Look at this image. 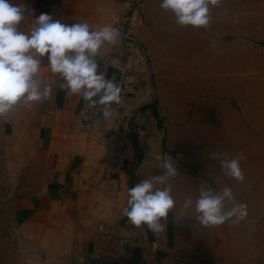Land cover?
<instances>
[{
	"label": "crops",
	"instance_id": "0c3cea01",
	"mask_svg": "<svg viewBox=\"0 0 264 264\" xmlns=\"http://www.w3.org/2000/svg\"><path fill=\"white\" fill-rule=\"evenodd\" d=\"M134 1L23 0L33 17L47 13L69 25L79 21L90 28L109 24L118 28V44H105L100 50L99 71L110 78L129 66L131 78L140 86L134 95L112 105L110 120L100 113L84 130L76 114L81 98L61 89L62 80L51 72L46 59L42 61L41 76L52 85L51 95L17 107L6 133L9 154L17 164L16 228L34 250L23 264H203L176 244V205L161 221L164 230L157 233L134 226L124 215L128 189L162 173L160 162L144 153L139 152L133 165L140 138L129 125L131 115L139 110L151 114L153 107L167 132L189 122L190 103L172 86L166 90L156 86L152 100L150 72L131 36ZM30 24L26 17L21 30H28ZM151 69L160 72L154 62ZM191 182L189 176L169 181L174 200L179 187L182 195L192 193Z\"/></svg>",
	"mask_w": 264,
	"mask_h": 264
},
{
	"label": "rangeland",
	"instance_id": "374dc122",
	"mask_svg": "<svg viewBox=\"0 0 264 264\" xmlns=\"http://www.w3.org/2000/svg\"><path fill=\"white\" fill-rule=\"evenodd\" d=\"M160 3L134 1L131 36L150 72L152 100L156 86L179 89L190 101L189 122L166 132L161 115L158 123L147 111L134 112L129 125L140 138L135 151L152 158L167 154L180 170L176 180L193 179L192 193L182 195L178 188L173 217L176 244L185 254L203 264H264V0H221L211 7L206 30L177 25ZM153 62L160 72H151ZM15 110L0 118V264H23L34 251L16 228L17 164L6 136ZM213 152L242 155L244 181L225 176L219 162L208 158ZM202 185L231 187L236 202L247 205V217L195 228L191 216L197 213L182 204L184 197L195 200Z\"/></svg>",
	"mask_w": 264,
	"mask_h": 264
},
{
	"label": "clouds",
	"instance_id": "9594fccd",
	"mask_svg": "<svg viewBox=\"0 0 264 264\" xmlns=\"http://www.w3.org/2000/svg\"><path fill=\"white\" fill-rule=\"evenodd\" d=\"M221 0H161L160 8L169 11L179 26L207 29L211 22L210 9ZM32 9L23 3L0 0V118L8 117L21 105L49 99L52 85L41 76L43 60L61 80L60 88L78 95L88 109L97 106L105 121L113 116L112 105L121 100L122 87L115 78L99 71L98 56L107 44L116 46L119 29L113 25L90 28L86 22L62 23L50 14L32 16ZM31 18L28 30L21 22ZM209 159L219 162L224 175L243 182L244 172L237 155L227 158L223 152L210 153ZM161 174L142 179L128 189L124 215L136 227L146 226L153 233L164 230L161 222L175 206L169 181L180 174L176 161L167 154H158ZM194 208L197 229L215 228L231 221L239 223L247 217V205L236 202L231 187L214 190L201 186L193 200L185 198L182 209Z\"/></svg>",
	"mask_w": 264,
	"mask_h": 264
},
{
	"label": "built area",
	"instance_id": "2783aa9c",
	"mask_svg": "<svg viewBox=\"0 0 264 264\" xmlns=\"http://www.w3.org/2000/svg\"><path fill=\"white\" fill-rule=\"evenodd\" d=\"M132 69L129 66H126L123 69H118V75L113 76L110 78H115L116 82H118L122 87V93H121V101L124 99L132 96L135 94V92L139 89V81L135 78H131L130 73ZM114 105V104H113ZM100 108L97 106L95 109H88L86 102L80 100L77 108V116L79 118V121L81 123V126L84 130H88L93 120L100 114Z\"/></svg>",
	"mask_w": 264,
	"mask_h": 264
},
{
	"label": "trees",
	"instance_id": "16d2710c",
	"mask_svg": "<svg viewBox=\"0 0 264 264\" xmlns=\"http://www.w3.org/2000/svg\"><path fill=\"white\" fill-rule=\"evenodd\" d=\"M151 114L153 115V117H154L155 119H157V116H158V115H157V112L154 110L153 107H151ZM130 137H131V140L135 142V136H134V135H131Z\"/></svg>",
	"mask_w": 264,
	"mask_h": 264
},
{
	"label": "water",
	"instance_id": "95a60500",
	"mask_svg": "<svg viewBox=\"0 0 264 264\" xmlns=\"http://www.w3.org/2000/svg\"><path fill=\"white\" fill-rule=\"evenodd\" d=\"M124 22H125V20L123 21V24H124ZM139 156H140L139 152H135L133 165L138 161Z\"/></svg>",
	"mask_w": 264,
	"mask_h": 264
}]
</instances>
